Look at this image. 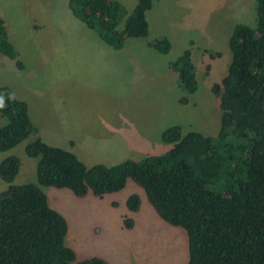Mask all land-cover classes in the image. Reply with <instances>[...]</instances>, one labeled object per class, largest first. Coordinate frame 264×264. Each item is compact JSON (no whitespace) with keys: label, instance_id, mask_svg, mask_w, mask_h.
Masks as SVG:
<instances>
[{"label":"rangeland","instance_id":"rangeland-1","mask_svg":"<svg viewBox=\"0 0 264 264\" xmlns=\"http://www.w3.org/2000/svg\"><path fill=\"white\" fill-rule=\"evenodd\" d=\"M118 1L128 12L137 4ZM41 3L49 11L34 9L37 16L30 15L33 5ZM61 5L63 19L55 0H0V18L24 66L19 69L0 54V86L27 102L38 136L46 143L75 153L88 167L113 166L167 152L170 146L162 134L174 125L184 133L218 134L221 92L213 87L228 73L229 39L236 25H257L255 0H157L148 13V37L128 38L118 51L73 16L69 0ZM159 37L171 40L169 54L149 46ZM187 50L198 80L192 95L184 93L170 69V62ZM6 124L0 113V127ZM34 137L0 152V163L9 156L20 160L14 185L38 184V159L25 151ZM8 187L0 176V193ZM41 188L49 205L66 218L65 244L78 261L100 257L109 264H188L187 234L161 220L132 180L122 191L102 198ZM133 194L141 199L135 213L126 205ZM126 217L134 221L132 229L125 228Z\"/></svg>","mask_w":264,"mask_h":264},{"label":"trees","instance_id":"trees-1","mask_svg":"<svg viewBox=\"0 0 264 264\" xmlns=\"http://www.w3.org/2000/svg\"><path fill=\"white\" fill-rule=\"evenodd\" d=\"M155 2L137 0L132 12L118 0H69V6L100 40L121 50L128 38L148 37V12ZM255 2L257 25H236L229 39L228 73L213 87L221 92L218 134L184 133L174 125L162 134L170 146L162 155L88 167L75 153L38 136L27 102L0 86V113L7 119L0 127V152L35 136L25 151L38 159V184L14 185L21 166L17 157L0 163V176L9 184L0 193V264H109L100 257L77 260L65 244L68 222L49 205L41 186L102 198L122 191L129 180L145 192L161 220L187 234L188 264H264V0ZM148 44L163 55L172 49L167 37ZM0 54L24 67L1 18ZM170 69L186 95L196 93L189 50L171 61ZM126 205L138 212L140 196L131 195ZM124 225L132 229L134 221L126 217Z\"/></svg>","mask_w":264,"mask_h":264},{"label":"crops","instance_id":"crops-1","mask_svg":"<svg viewBox=\"0 0 264 264\" xmlns=\"http://www.w3.org/2000/svg\"><path fill=\"white\" fill-rule=\"evenodd\" d=\"M60 1H61V0H55V7H54V8H56V9H60V10H59V11H60V17L63 19V17L61 16V10H63V9H62L63 6H62V5L60 6ZM42 4H43V3H41L40 5L34 4L33 7L31 8L32 11H30L29 14L32 15L33 17L37 16V14L32 13L34 9H36L37 11L39 10V12H44V13L48 12V11H49V10L47 9L48 5H43V6H42ZM64 9H65L66 11H68L67 8L64 7ZM59 11H58V12H59ZM151 11H153V8H152ZM71 13H72V12H71ZM148 13H149V12H148ZM36 28H38V26H37ZM40 29H41V27H40ZM40 29H39V30H40ZM99 40H100V39H99ZM10 41H11V39H10ZM101 41H102V40H101ZM11 42H12V41H11ZM85 42L90 43L91 41H85ZM91 43H92V42H91ZM102 43H104V42L102 41ZM105 45H106V44H105ZM106 46L109 47L108 45H106ZM110 48H111V47H110ZM114 50H115V49H114ZM117 51H118V50H117ZM129 59L132 60V59H134V58H133V57H132V58L129 57ZM29 112H30V108H29ZM30 117H31V116H30ZM70 145H71V147H75V146H76L74 140H71V141H70Z\"/></svg>","mask_w":264,"mask_h":264}]
</instances>
